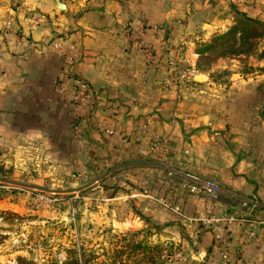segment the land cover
I'll return each instance as SVG.
<instances>
[{"label":"crops","instance_id":"obj_1","mask_svg":"<svg viewBox=\"0 0 264 264\" xmlns=\"http://www.w3.org/2000/svg\"><path fill=\"white\" fill-rule=\"evenodd\" d=\"M241 16L264 24V0H0V181L62 196L50 211L62 220L73 208L173 242L165 264H220L225 233L230 264H264V58L197 69L201 49ZM171 59L176 79L163 70ZM64 79L95 95L80 137ZM190 177L218 183V198L191 195ZM2 191L0 212H34L26 195ZM201 216L236 222L189 223Z\"/></svg>","mask_w":264,"mask_h":264},{"label":"rangeland","instance_id":"obj_2","mask_svg":"<svg viewBox=\"0 0 264 264\" xmlns=\"http://www.w3.org/2000/svg\"><path fill=\"white\" fill-rule=\"evenodd\" d=\"M74 205L79 206L77 200ZM60 217L59 213L37 208L24 214L0 212V264H70L69 257L76 250V244L83 246L92 258L91 261L88 259V264H165L162 260L149 262L146 249L160 246L168 254L175 252L173 242L168 241L163 246L140 240L141 235L127 236L126 239L118 230L97 226L91 215L83 216L77 209L75 224L69 219L64 222ZM115 252L119 253L118 257ZM152 253L156 255V251L149 252Z\"/></svg>","mask_w":264,"mask_h":264},{"label":"built area","instance_id":"obj_3","mask_svg":"<svg viewBox=\"0 0 264 264\" xmlns=\"http://www.w3.org/2000/svg\"><path fill=\"white\" fill-rule=\"evenodd\" d=\"M13 5L17 4L18 0H11ZM10 26V23L7 24ZM52 48L58 51L60 54L65 56L64 50L62 45L58 41H53ZM138 49L143 54V56L149 61L151 64H155L158 66V61L155 60L153 53L148 49L145 48L142 43H138ZM68 62H73L74 60L71 57H66ZM179 59H171L167 60L163 70L168 73L170 79H176L180 75L179 71ZM184 74V73H183ZM182 74V75H183ZM59 85V94L66 95L67 93L70 96V101L74 108V122H73V131L77 137L82 136V133L86 126L88 125V118L86 117L85 113L92 112L95 109V95L91 88V86L81 79H64L58 82ZM112 114L114 116L119 115L118 109H112ZM105 135L113 136L116 133L112 130L104 131ZM157 147V146H156ZM191 182L187 185V190L191 195L195 196H205L212 200H216L221 192V187L218 183L211 181V180H200L196 177H190ZM0 190L5 191L6 193H10L11 195L20 194L26 195L29 197L33 203L35 208L42 210V211H52L56 207L60 206L62 203L66 202V199H63L61 196L47 193L44 191H40L37 189L27 188L22 184L19 183H10V182H2L0 181ZM77 198L69 199V202L75 203ZM163 205L167 208L168 205L163 201H160ZM75 207V205L73 206ZM172 211L176 214H180L179 208H172ZM68 219L72 224H75L76 220V211L75 209H71V212L68 215ZM236 220L232 217L222 216L219 218L212 217H195L189 220V223L196 228L200 227L201 225H233ZM231 231V228H229ZM219 242L221 244L222 249V257L220 264H230V256L232 251V244L229 240V234L225 233L224 235L219 237ZM168 254L165 253L163 255V259H168Z\"/></svg>","mask_w":264,"mask_h":264},{"label":"trees","instance_id":"obj_4","mask_svg":"<svg viewBox=\"0 0 264 264\" xmlns=\"http://www.w3.org/2000/svg\"><path fill=\"white\" fill-rule=\"evenodd\" d=\"M261 48L263 52L259 53ZM262 54L264 55V24L241 16L236 19V25L229 30L228 33L223 36L216 37L212 41L211 45L204 46L203 49H201L197 69L208 71L211 65L220 59H234L240 57H250L253 55H258L259 58H264ZM138 235L140 236V232H131L124 235V237L127 239V236L137 237ZM137 248H140V246H137ZM146 250L148 251L146 252V255L149 262L153 259L161 261L163 255L167 253L164 251V248L160 246L155 247V249ZM153 251H156V255L154 253H152V255L149 254V252ZM115 255L118 257L119 253L115 252ZM69 258L70 264H88V259H90V261L92 260L90 255H87L83 250V246L78 244H76V250ZM53 264L57 263L54 262ZM102 264L116 263L105 262Z\"/></svg>","mask_w":264,"mask_h":264},{"label":"water","instance_id":"obj_5","mask_svg":"<svg viewBox=\"0 0 264 264\" xmlns=\"http://www.w3.org/2000/svg\"><path fill=\"white\" fill-rule=\"evenodd\" d=\"M60 9V8H59ZM64 220V222H67V219H63Z\"/></svg>","mask_w":264,"mask_h":264}]
</instances>
